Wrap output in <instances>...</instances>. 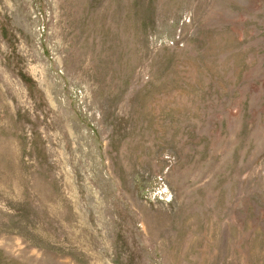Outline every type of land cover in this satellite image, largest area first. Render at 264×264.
I'll list each match as a JSON object with an SVG mask.
<instances>
[{"label": "rangeland", "instance_id": "374dc122", "mask_svg": "<svg viewBox=\"0 0 264 264\" xmlns=\"http://www.w3.org/2000/svg\"><path fill=\"white\" fill-rule=\"evenodd\" d=\"M0 264H264V0H0Z\"/></svg>", "mask_w": 264, "mask_h": 264}]
</instances>
